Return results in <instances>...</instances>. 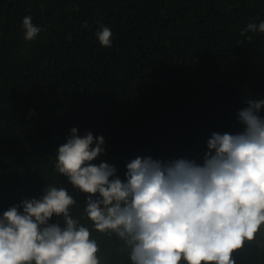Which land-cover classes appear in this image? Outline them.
I'll use <instances>...</instances> for the list:
<instances>
[{
    "label": "trees",
    "instance_id": "16d2710c",
    "mask_svg": "<svg viewBox=\"0 0 264 264\" xmlns=\"http://www.w3.org/2000/svg\"><path fill=\"white\" fill-rule=\"evenodd\" d=\"M29 15L42 29L34 41ZM250 22H264V0H0V216L52 185L92 228L88 195L55 170L73 128L104 138L91 163L123 182L137 157L202 163L212 134L243 131L238 113L264 99V33L241 35ZM101 26L111 47L96 39ZM91 238L101 264H131L115 235ZM233 259L264 264V226Z\"/></svg>",
    "mask_w": 264,
    "mask_h": 264
},
{
    "label": "clouds",
    "instance_id": "9594fccd",
    "mask_svg": "<svg viewBox=\"0 0 264 264\" xmlns=\"http://www.w3.org/2000/svg\"><path fill=\"white\" fill-rule=\"evenodd\" d=\"M22 25L25 41L42 31L30 15ZM257 31L264 33V22L248 23L241 35ZM95 35L102 47L112 46L109 27ZM261 108L264 99L248 101L238 113L243 131L213 133L202 163L137 157L126 164V182L114 166L91 163L104 154V138L94 140L91 132L81 138L73 128L58 149L55 170L88 195L84 213L92 228L73 218L74 197L49 185L40 199L0 216V264H101L92 231L115 235L131 264H236L233 253L264 226ZM53 216L64 226L49 223Z\"/></svg>",
    "mask_w": 264,
    "mask_h": 264
}]
</instances>
